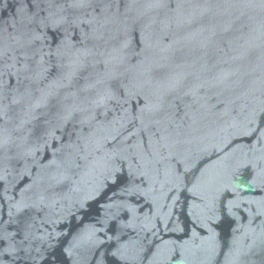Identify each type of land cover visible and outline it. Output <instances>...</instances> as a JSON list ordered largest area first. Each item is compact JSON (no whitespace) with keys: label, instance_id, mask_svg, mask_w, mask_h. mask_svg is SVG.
<instances>
[{"label":"water","instance_id":"95a60500","mask_svg":"<svg viewBox=\"0 0 264 264\" xmlns=\"http://www.w3.org/2000/svg\"><path fill=\"white\" fill-rule=\"evenodd\" d=\"M0 264H264V0H0Z\"/></svg>","mask_w":264,"mask_h":264}]
</instances>
